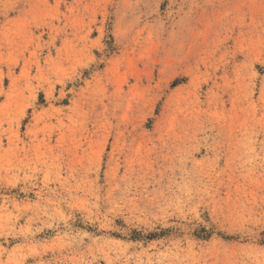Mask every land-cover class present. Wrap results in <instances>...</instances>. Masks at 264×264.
<instances>
[{
    "label": "rangeland",
    "instance_id": "obj_1",
    "mask_svg": "<svg viewBox=\"0 0 264 264\" xmlns=\"http://www.w3.org/2000/svg\"><path fill=\"white\" fill-rule=\"evenodd\" d=\"M0 264H264V0H0Z\"/></svg>",
    "mask_w": 264,
    "mask_h": 264
}]
</instances>
